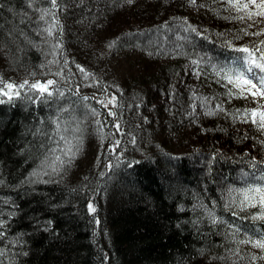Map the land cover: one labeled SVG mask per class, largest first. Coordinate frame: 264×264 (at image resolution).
I'll use <instances>...</instances> for the list:
<instances>
[{
    "label": "trees",
    "instance_id": "obj_1",
    "mask_svg": "<svg viewBox=\"0 0 264 264\" xmlns=\"http://www.w3.org/2000/svg\"><path fill=\"white\" fill-rule=\"evenodd\" d=\"M226 8L217 0H58L55 8L0 0V62L15 73L0 79L20 92L0 95V264H264L253 246L264 239V208L242 203L264 189V135L226 79L264 76L236 51L264 47V35H252L264 22L226 19L238 15ZM45 25L68 81L52 80L51 95L18 87L46 68ZM128 55L123 77L111 62ZM191 96L205 113H187ZM74 121L82 140L103 142L101 166L47 174ZM181 127L189 140L180 149L138 148L143 132L168 138Z\"/></svg>",
    "mask_w": 264,
    "mask_h": 264
},
{
    "label": "rangeland",
    "instance_id": "obj_2",
    "mask_svg": "<svg viewBox=\"0 0 264 264\" xmlns=\"http://www.w3.org/2000/svg\"><path fill=\"white\" fill-rule=\"evenodd\" d=\"M41 15H44V13H41L39 15V19H40ZM41 21L43 24H45V22H46V16L45 15H44V19ZM45 26H44V28L43 27L41 28L42 29L41 35H42L43 42L46 44L48 43L47 46L50 50L49 52H50L51 56L47 60L46 68L42 69V74L39 77H36L35 80L30 81V84L35 83L37 81H39L41 84H46L47 81L54 80V79H55L56 83L67 84L68 81L64 75L63 69L61 66H59V63L57 62L58 57L55 54L58 52L57 46L54 50V45H56L55 41H54V35L56 34L55 30L53 28H51L52 35L49 36L48 32L45 31V29H48L50 27H49V25H45ZM180 36H182V39H183L182 42L186 43V40H185L186 36H184V35H180ZM49 45L52 46V49ZM132 57L133 56L128 55L126 58L127 60L122 59V62L119 58H116V57L113 58L112 62H111L112 63L111 68H115L116 67L115 63L118 62L121 66H118L116 68V72L118 74L122 75L123 77L126 76V74L128 73V70H127L128 64H130L129 60H132L133 59ZM5 63H7V61H5ZM6 68L3 67L2 63L0 62V71L2 72L3 76L10 75V77L13 78L15 73L11 72L12 70L11 71L7 70ZM45 72L49 76L44 75ZM190 79H192V78H190ZM227 84L229 87H231L233 89L234 93L238 94L237 93L238 89L234 88L233 85L229 84L228 82H227ZM48 88H49V85H48ZM30 91L35 92L36 94L39 93L35 89H30ZM193 94H194V91H193ZM215 94H216V92H215ZM245 95L247 96V101H248L250 113L252 110L264 111V98L259 97V96L253 97V96L248 95V94H245ZM200 100H201V98H197L196 96H191L189 101H188L189 103L186 106L187 107V113L195 114V115L201 114V112L205 113L204 108L202 109V107L200 105ZM104 105L106 107L105 111L109 110L112 107V103H109V101L105 102ZM169 110H170V112L173 113L172 109H169ZM174 113H176V112H174ZM180 113H181V116L183 115V113H184V115H187V113L182 112V111ZM250 113H249V118L252 121L253 118L251 117ZM164 116H166V115H164ZM166 117L168 119L172 118L170 115H167ZM158 118L160 119V117H158ZM69 120H73V118L70 116ZM257 120H258V118H257ZM174 122L176 123L177 119H175ZM80 123H82V121L72 122V124H74L73 125L74 131H71V135L69 137L65 138L63 140V142L61 143V145L60 144L57 145V147L55 148V152L51 153V156H49L50 163H48L49 165L45 171L47 174H48V171H50V170L53 171V174L59 173L60 170H63V172L66 173L65 167H67L68 171L70 172V175L76 176L79 173V171H77V169L79 167H81L83 170H85V169L86 170H95L101 166V162H100L99 157H100L101 152L103 150L102 149L103 142H101L100 139H95V138L94 139L84 138V140H82L80 137L81 134H80L79 129H78ZM178 130L179 131H177V134H175L174 137L170 136L167 138V136L164 133V130H162L159 133L153 134L149 129L151 136H149L148 134L143 132L142 136L140 137L141 139H139L140 145L138 146V148L144 150L146 143H148L150 145L152 143V144H156V146L158 144L159 145L166 144L168 146L170 145V146H176V147L178 146L177 148L180 149V147L185 145V143L189 140V137H185V136H187L186 135L187 131L186 130L184 131L183 127H181ZM261 131L262 132H259V133L264 135V130H261ZM72 132H73V134H72ZM163 138H166V139H163ZM160 139H163V140H160ZM75 170L77 172H74ZM80 173H83V171L82 172L80 171Z\"/></svg>",
    "mask_w": 264,
    "mask_h": 264
},
{
    "label": "snow or ice",
    "instance_id": "obj_3",
    "mask_svg": "<svg viewBox=\"0 0 264 264\" xmlns=\"http://www.w3.org/2000/svg\"><path fill=\"white\" fill-rule=\"evenodd\" d=\"M53 8L58 6V0H50ZM129 4L133 3V0H127ZM191 4H195L196 0H189ZM217 2L225 3L227 4L226 11L231 9L234 10L236 13H238L237 16L234 17H226V19H235V20H248L252 21L253 23L256 22L257 18L260 19L261 22H264V0H217ZM203 5H201L202 7ZM50 10H44V15H48ZM44 15H41L40 19H44ZM54 15V13H52ZM54 26V25H53ZM252 24H249V27H251ZM195 31V29H192ZM45 31L48 32V35H52L51 28L45 29ZM244 31V35H248L249 33L246 30ZM252 35L261 36L264 35V29L261 31L252 33ZM261 45H264V40L260 41ZM236 51L246 53L249 58L250 65H254L255 67H258L262 72H264V47H256L255 51L250 50L248 47H240L237 48ZM259 52L260 56L256 58V53ZM51 63V62H50ZM195 63V61L193 62ZM79 67V66H78ZM79 70L85 75H90L86 72V70L82 67L79 68ZM251 71V68L249 69ZM226 79L230 84L233 85L234 88L238 89V94L240 97L247 98L245 94L251 95L253 97H262L264 98V76H261L258 80V82L254 83L253 79L247 78L245 76H242L240 74H236L235 78L233 76H226ZM55 82L52 80H49L46 82V84H41L39 81L29 84L28 80H25L23 84H20L18 87L23 88L25 85H28L30 89H35L39 93L44 94L48 92V85H52ZM0 95L7 96L8 100L11 101L13 99V96H19L20 92L15 91V88L17 87L13 83H7L3 79H0ZM6 89V91H5ZM230 95L232 93H229ZM48 95H51L50 92H48ZM5 101L0 100V103H4ZM109 103H112L110 100ZM247 111V110H245ZM111 114V113H110ZM253 123L258 122V126L261 130H264V111L262 110H252L250 113ZM258 118V121H257ZM119 126H117L118 128ZM252 192H255V196H249L245 194L244 201L242 203H246L249 206H256L251 203L252 200H258L259 205L264 208V189H253L250 190ZM88 210L90 213H95L96 208L90 203L88 205ZM264 218V217H262ZM99 223V221H97ZM254 247L259 248L261 250H264V239H260L254 242ZM260 259H264V257H260Z\"/></svg>",
    "mask_w": 264,
    "mask_h": 264
}]
</instances>
